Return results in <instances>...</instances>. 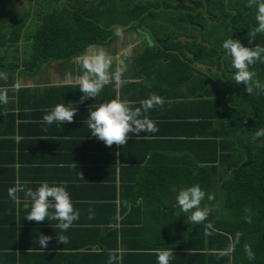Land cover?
<instances>
[{
    "label": "trees",
    "instance_id": "1",
    "mask_svg": "<svg viewBox=\"0 0 264 264\" xmlns=\"http://www.w3.org/2000/svg\"><path fill=\"white\" fill-rule=\"evenodd\" d=\"M15 1L0 0V73L19 67L35 71L51 61L81 57L91 46H110L119 37L116 27L149 32L155 45L137 51L131 80L151 86L132 83L138 89L133 101L140 106L151 94L161 96L162 108L169 111L165 120L159 115L155 121L174 128L183 123L189 130L170 133L178 140L165 142L184 154L172 158L169 175L181 185L167 189L174 205L159 207L189 216L176 196L181 188L200 185L206 192L201 207L211 211L197 228L221 238V253L232 248L223 260L264 264V137L254 139L264 128V91L254 89L250 95L245 85L234 82L232 58L223 48L229 38L245 47L264 46V33L251 37L252 42L248 36L257 26L256 9L247 7V0H198L196 8L187 0H30L32 9L22 12ZM250 70L264 84V63L258 61ZM177 109L187 113L178 115ZM4 111L0 103V115ZM6 126L4 117V133ZM167 172L158 171V183L169 182ZM167 190L160 191L164 195Z\"/></svg>",
    "mask_w": 264,
    "mask_h": 264
},
{
    "label": "crops",
    "instance_id": "2",
    "mask_svg": "<svg viewBox=\"0 0 264 264\" xmlns=\"http://www.w3.org/2000/svg\"><path fill=\"white\" fill-rule=\"evenodd\" d=\"M25 46L23 40L21 58ZM110 46H91L84 54L103 50L112 58L109 72L113 76L118 68L123 69L122 83L117 87L113 80L96 98L83 103L79 86L66 77L71 74L74 80L82 74L79 59L84 54L48 62L35 71L23 67L1 71L0 91L7 93L8 100L0 115V264H109L110 252L118 257L113 264H157V249L173 251L170 264H231L222 258L220 237L208 236L188 214L168 213L159 207L174 205L167 189L181 185L169 175L172 158L184 154L168 149L165 142L178 140L170 133H189L183 123L174 128L173 123L155 121L159 115L165 120L169 109L154 107L143 113L141 118L152 120L158 131L129 134L124 146L109 147L91 136L86 123L90 110L117 97L139 107L133 101L138 89L130 85L151 86L143 79L131 80L135 74L131 59L138 49L128 55L119 46L123 53L116 54ZM124 59L126 69L121 65ZM57 104L77 108L74 122H43V116ZM176 113L187 112L177 109ZM158 171H168V183H158ZM17 182L33 190L42 182L65 184L79 219L66 231L57 226L58 220L28 221L30 198L19 192L17 202L8 195ZM162 189L167 190L164 195ZM40 235L52 237L47 248L41 249ZM57 235L67 236L68 243H58Z\"/></svg>",
    "mask_w": 264,
    "mask_h": 264
},
{
    "label": "clouds",
    "instance_id": "3",
    "mask_svg": "<svg viewBox=\"0 0 264 264\" xmlns=\"http://www.w3.org/2000/svg\"><path fill=\"white\" fill-rule=\"evenodd\" d=\"M247 7L255 8V20L257 26L248 33L250 42L251 37L257 34L264 33V0H247ZM122 29L116 27V34L122 35ZM223 48L227 50L232 58V67L235 69L233 80L236 84L245 85L244 91L252 94L254 89L264 91V84L260 80L255 79V71L250 70L258 61L264 63V46L256 45L255 47H245L239 39L229 38L223 43ZM112 58L103 50L91 49L84 54L79 63L82 68V74L76 76L74 80L71 74H68L66 79L69 82H74L79 86V90L83 93L80 98V103H83L89 98H96L105 85L115 80L117 87L122 83L120 73L123 69L118 68L117 73L113 76L109 72L112 66ZM8 97L6 92L0 91V103H7ZM164 99L157 95L151 94L147 99L141 101L139 107L133 108L130 102L119 97L108 102L101 103L95 110H90V115L86 123L91 130V136L98 138L104 142L106 146L112 145L124 146L127 144L129 134L155 133L158 131L156 124L148 119L143 118V113L148 112L155 106L163 107ZM67 107L64 104H57L50 112L43 116V122L52 124L54 122L65 123L74 122V116L77 113V108L72 104ZM264 137V128L259 129L254 136L255 138ZM175 191V189H173ZM24 192L26 198L31 200L30 212L25 217L28 221L43 222L45 219L58 220L57 225L61 230L66 231L74 221L80 217L78 210L74 209L70 193L67 191L65 184L59 186L52 185L48 182H42L40 186L33 190L22 186L17 182L16 186L9 188L8 195L19 202L17 193ZM206 192L202 190L200 185H192L187 188H181L176 196V202L180 210L184 213H190L189 220L193 223L203 222L210 214L211 209L201 207V202L205 199ZM209 200L214 199V196L207 195ZM29 205L26 202L25 208ZM54 211L50 212L49 210ZM91 218V217H90ZM250 223L251 218L246 217ZM208 234V233H206ZM237 233V240L239 238ZM57 242L60 244L68 243V237L57 235ZM52 237L40 235L38 237L41 249L47 248ZM249 259H254V254L251 251L250 245H245ZM232 248L229 247L222 255L229 254ZM157 264H170V259L174 253L172 250L157 249ZM118 259L114 252L109 253V264H113Z\"/></svg>",
    "mask_w": 264,
    "mask_h": 264
},
{
    "label": "rangeland",
    "instance_id": "4",
    "mask_svg": "<svg viewBox=\"0 0 264 264\" xmlns=\"http://www.w3.org/2000/svg\"><path fill=\"white\" fill-rule=\"evenodd\" d=\"M15 3H16L17 8L19 10H21L22 12H29L33 7V2H31L30 0H25V2L23 0H16ZM29 20L30 19H28V25H29ZM171 25L173 28L179 29V28H177L178 26H175L173 24H171ZM24 42H25V40H24ZM28 44L29 43H27V46H28ZM119 46L124 49V53H127L128 55H130V54L134 53V51L136 49L142 47V41L140 40L137 31L130 30L127 32H122V35H119L116 42H114L112 44V46H110V49H112V52H114L116 54L119 52L123 53V49L118 48ZM129 48H130V50H129ZM150 48H153V47H150ZM108 52H109V50H108ZM73 63L74 62H72V64ZM71 66H73V65H71ZM73 67H75V64ZM41 68H43V66ZM75 68H77V67H75Z\"/></svg>",
    "mask_w": 264,
    "mask_h": 264
},
{
    "label": "water",
    "instance_id": "5",
    "mask_svg": "<svg viewBox=\"0 0 264 264\" xmlns=\"http://www.w3.org/2000/svg\"><path fill=\"white\" fill-rule=\"evenodd\" d=\"M137 33L139 34L141 41L144 43L145 48H146V45L147 46L149 45L150 47H154L155 44H154L153 39H152L151 35L149 34V32L142 30V29H137ZM134 62L135 61L132 59L131 63L134 64ZM121 65L124 69H126V67H127L126 59L121 61Z\"/></svg>",
    "mask_w": 264,
    "mask_h": 264
},
{
    "label": "flooded vegetation",
    "instance_id": "6",
    "mask_svg": "<svg viewBox=\"0 0 264 264\" xmlns=\"http://www.w3.org/2000/svg\"><path fill=\"white\" fill-rule=\"evenodd\" d=\"M198 0H187V4H188V6H191V8H196V2H197ZM137 29H140V28H137ZM139 35V34H138ZM143 45H144V43L142 42V47L141 48H138V51L139 50H141V49H143L144 47H143ZM133 55H134V53H133ZM132 60V59H131Z\"/></svg>",
    "mask_w": 264,
    "mask_h": 264
},
{
    "label": "bare ground",
    "instance_id": "7",
    "mask_svg": "<svg viewBox=\"0 0 264 264\" xmlns=\"http://www.w3.org/2000/svg\"><path fill=\"white\" fill-rule=\"evenodd\" d=\"M143 30V29H142ZM146 31V30H145ZM136 56V55H135ZM135 56L132 58L133 60L135 59Z\"/></svg>",
    "mask_w": 264,
    "mask_h": 264
}]
</instances>
